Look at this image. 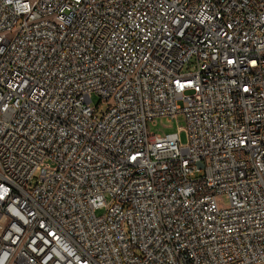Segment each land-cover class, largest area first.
Instances as JSON below:
<instances>
[{"label":"built area","instance_id":"1","mask_svg":"<svg viewBox=\"0 0 264 264\" xmlns=\"http://www.w3.org/2000/svg\"><path fill=\"white\" fill-rule=\"evenodd\" d=\"M0 264H264V0H0Z\"/></svg>","mask_w":264,"mask_h":264},{"label":"rangeland","instance_id":"2","mask_svg":"<svg viewBox=\"0 0 264 264\" xmlns=\"http://www.w3.org/2000/svg\"><path fill=\"white\" fill-rule=\"evenodd\" d=\"M92 105L94 106L97 102V96L93 94L92 96ZM103 107V105H101ZM180 127L179 131V137L182 142H185L186 140V133L184 130L185 127V118L184 115L179 114L177 115L176 119H173L172 121L166 120L163 117H158L155 119L154 122H149L147 124V130L148 132H154V133H170L177 131V128ZM96 215H100L103 213V209H97L95 211Z\"/></svg>","mask_w":264,"mask_h":264}]
</instances>
